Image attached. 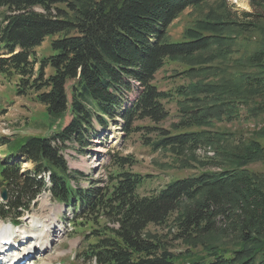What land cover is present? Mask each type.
Listing matches in <instances>:
<instances>
[{
	"label": "trees",
	"instance_id": "trees-1",
	"mask_svg": "<svg viewBox=\"0 0 264 264\" xmlns=\"http://www.w3.org/2000/svg\"><path fill=\"white\" fill-rule=\"evenodd\" d=\"M205 1L0 0V76L16 77V95L32 93L52 119L69 115L48 137L0 138V187L8 194L0 219L17 223L48 189L84 231V262L264 264V169H249L264 167V0L258 14L210 11L171 41L167 27ZM47 36H56L51 52L38 59ZM176 60L187 83L175 91L178 121L166 128L163 102L173 94L158 89L154 75ZM128 92L135 97L127 103ZM242 112L263 122L248 139L216 126ZM118 117L125 137L143 131L151 151L170 153V165L193 173L140 194L145 176L131 169L132 155L108 152L106 173L96 178L98 170H70L61 148L85 150L97 124ZM206 147L213 156L198 159ZM25 161L32 167L23 169ZM149 225L165 232L152 234ZM174 241L183 250L173 252Z\"/></svg>",
	"mask_w": 264,
	"mask_h": 264
},
{
	"label": "rangeland",
	"instance_id": "rangeland-1",
	"mask_svg": "<svg viewBox=\"0 0 264 264\" xmlns=\"http://www.w3.org/2000/svg\"><path fill=\"white\" fill-rule=\"evenodd\" d=\"M258 1L260 0H206L198 6L188 7L167 27L168 38L171 41L184 39L183 32L185 27L191 25L193 19L204 17L210 11L222 13L225 10L230 12L234 18L242 17V13L244 12L258 14L260 11L257 5ZM55 37L47 36L40 46L35 48L38 59L51 52L50 42ZM242 47L243 49L246 48L245 45ZM182 61H169L154 75V84L158 86V89L173 94L163 102L169 115L164 121L159 123L161 127L169 128L179 118L175 91L180 85L187 83V80L181 73V70L185 68V63ZM48 70L46 69V72ZM15 81L16 77L14 76L9 78L0 76V138L2 136L9 137L13 135H39L48 137L54 131V119L46 114L44 106L35 101L32 93L22 96L16 95ZM71 83L69 81L66 85L68 94ZM132 95V92L125 94V101L127 102ZM261 119L260 121L248 120L244 112H242L240 119L233 120L232 122H219L216 126L235 131V134H242V136L248 139L262 125L263 122ZM68 120L69 115H66L63 123H66ZM116 120L115 122H110L105 129H102L96 123L98 132L96 135H92L91 141L85 147V150L78 149V144L75 147L72 146L74 156L70 159L71 166L83 171L85 174L89 173L90 170L88 168L91 166L92 168L95 166L96 169L100 168L97 173L93 174L96 178L104 176L106 173L103 167L104 163H101L104 159V152L113 149L122 155H132L136 163L131 169L145 176L138 188L140 194L148 193L151 190H160L171 179L184 177L193 173V170L177 169L170 165L171 159L173 158L170 153L151 151L148 146L143 144L142 137L147 136L143 131L134 132L127 137L122 135L119 129L121 121L119 117ZM148 123V120H143L135 122L134 125H146ZM3 148L4 146H0V159ZM184 154L187 156L189 152ZM203 154L213 156L214 152L210 147L198 149L196 152L198 159H201ZM164 164L167 167H164ZM31 167L32 163L30 161L22 162L23 169H29ZM249 169L258 171L264 169V167L260 163H253L249 166ZM81 183L87 184V180L83 179ZM71 213L70 210L50 199L48 194L42 193L36 199V203L32 207L31 212L26 213L22 218L21 223L14 229L16 232H13L14 234L12 236L19 234L17 231L25 230L27 233H30L29 225L32 224L34 218L43 219L44 217H55L56 220L49 230L48 250L43 251L38 246L31 253V256H27L21 260V264H41L43 261L49 262L50 260H52V264H93L92 262H84L78 259L76 255L83 248L84 240L82 235L84 231L74 226V219L72 220L70 218ZM3 222L9 223L7 221ZM147 230L152 234L155 233L157 236L165 232L163 227L153 225H149ZM20 239L21 237H18L15 246L10 247L15 249L17 253H24L28 244H20ZM81 241L83 244L81 243L80 246ZM180 244V241H174L170 249L173 252L181 251L184 247ZM72 256L74 260H72Z\"/></svg>",
	"mask_w": 264,
	"mask_h": 264
},
{
	"label": "bare ground",
	"instance_id": "bare-ground-1",
	"mask_svg": "<svg viewBox=\"0 0 264 264\" xmlns=\"http://www.w3.org/2000/svg\"><path fill=\"white\" fill-rule=\"evenodd\" d=\"M55 220H56L55 217H44L43 219H38V218L33 219L32 225H29L30 226L29 231L32 238L30 240V244L27 246L26 249L27 252H25V254L30 255V253L33 252L35 249H37L38 246H40V248H42L43 251L48 250L49 230L54 225ZM10 231H11V225L9 223L0 222V239H4L8 237ZM41 264H52V260H50L49 262L43 261Z\"/></svg>",
	"mask_w": 264,
	"mask_h": 264
},
{
	"label": "water",
	"instance_id": "water-1",
	"mask_svg": "<svg viewBox=\"0 0 264 264\" xmlns=\"http://www.w3.org/2000/svg\"><path fill=\"white\" fill-rule=\"evenodd\" d=\"M0 196H1L2 200L7 199V192H6L5 188H1Z\"/></svg>",
	"mask_w": 264,
	"mask_h": 264
}]
</instances>
